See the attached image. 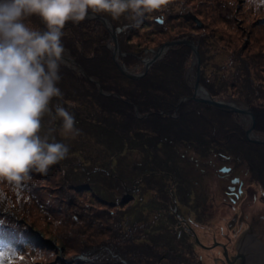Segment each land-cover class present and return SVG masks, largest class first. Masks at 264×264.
I'll return each mask as SVG.
<instances>
[{
  "label": "rangeland",
  "instance_id": "rangeland-1",
  "mask_svg": "<svg viewBox=\"0 0 264 264\" xmlns=\"http://www.w3.org/2000/svg\"><path fill=\"white\" fill-rule=\"evenodd\" d=\"M188 11L195 13L204 26L198 27L191 19H184L183 14ZM97 13L113 21L117 28L123 53L120 61L129 70L141 72L143 63L133 65L137 57L128 54V44L124 40L126 34L131 33L129 14L113 18L110 13ZM145 19L148 22L137 27L130 39L135 49H154L174 38L193 40L199 46L200 84L216 98L240 99L248 103L255 118V132L252 134L257 133L258 138L264 139V0H168ZM158 19H162V23ZM25 23L29 27L44 29L37 16L27 18ZM119 23L123 26L119 27ZM119 29L125 30L124 35ZM63 31L61 42L65 51L84 66L86 73V69L92 72L87 73L88 76L98 78L100 83L102 78L116 90L129 85L124 75L117 72L119 68L108 47L109 42L112 44L110 32L101 21L85 18L75 24L69 22ZM100 35L106 37L100 41L105 42L107 48L99 51L97 58H87L92 55L91 40H98ZM82 40L88 44L87 48H82ZM145 50L141 58L145 56ZM190 50L184 79L189 94H192L196 64ZM191 60L193 76L189 74ZM94 63L99 65L94 68ZM60 75L57 86L63 95L50 101L52 112L42 116L39 134L66 144L69 148L67 157L50 166L46 174L31 171L30 179L22 181L19 188L0 179L1 239L19 251L27 248L16 254L22 259H16L14 264H73V258L87 262L97 260L104 264L106 255L101 259L92 257L87 251L93 250L99 255L100 251L95 250L105 249L107 244L112 245L115 254L123 252L137 264H149L150 260L153 264H176L186 259L194 263L199 253L203 255V264H211L216 253L201 252L197 246H194L197 253L193 252L188 242L187 224L205 234L210 242L228 238L230 230L235 233L231 237L235 241L237 233L250 221H255V230H261V225L264 226V143L247 138L245 131L248 128L242 122L246 115L211 110L199 104L194 113L208 122L199 126L197 138L213 131L211 123L214 124L218 130L212 148L199 150L201 146L195 148L185 142L159 140L155 133L151 138L145 134H133L130 141L117 128H104L102 126L106 124L98 123L104 113L109 114L101 111L99 100L90 99L89 94L100 93L99 87L79 71L76 63L72 65L63 60ZM76 96L80 102L65 98ZM80 96L86 97V104L81 103ZM57 104L75 115L78 134L65 132L61 119L52 118ZM80 104L83 106H78ZM191 107L193 105H187L184 112L190 111ZM177 112L172 115L177 117ZM135 114L146 118L140 111ZM123 141L126 143L124 147ZM218 149L231 156L220 155ZM227 163L234 166V174L245 180L249 190L254 189L258 196L254 201L246 198L247 201H239L232 207L226 199L229 177H225L220 167ZM134 179H138L140 191L132 186ZM73 186H85L91 190L79 192ZM126 195H133V200L121 204ZM240 214L246 219L242 226L234 222ZM178 232L181 233L179 240L176 239ZM27 237H33V240H27ZM40 243L44 247H40ZM134 243L142 247L135 248ZM147 244L155 248L154 255L147 254ZM117 248L120 250L116 252ZM161 255L164 256L160 259ZM115 257L111 258V264L115 259L125 261Z\"/></svg>",
  "mask_w": 264,
  "mask_h": 264
},
{
  "label": "clouds",
  "instance_id": "clouds-1",
  "mask_svg": "<svg viewBox=\"0 0 264 264\" xmlns=\"http://www.w3.org/2000/svg\"><path fill=\"white\" fill-rule=\"evenodd\" d=\"M168 0H0V179L17 188L35 171L46 174L64 160L69 148L54 137L41 136V118L51 114L50 101L61 98L57 86L65 48V25L83 21L89 13H128L132 26ZM40 18L44 29L25 20ZM71 104V102H69ZM65 132L78 134L75 115L55 106ZM125 264V263H124Z\"/></svg>",
  "mask_w": 264,
  "mask_h": 264
},
{
  "label": "trees",
  "instance_id": "trees-1",
  "mask_svg": "<svg viewBox=\"0 0 264 264\" xmlns=\"http://www.w3.org/2000/svg\"><path fill=\"white\" fill-rule=\"evenodd\" d=\"M149 14V13H148ZM146 14V15H148ZM145 15V16H146ZM156 20V19H155ZM160 23V20H157ZM145 22H148L145 17L143 19V22L140 23L138 26H132V22L129 24L128 29L131 31L130 34H126L124 40H126V44H128V54L132 57H137L136 62H134L133 65L140 63L142 53L145 49L136 50L135 45L133 42H130L131 37H133L134 33H136L137 27H142ZM142 24V25H141ZM123 26V23H119V27ZM109 31V30H108ZM125 32L122 31L120 34L122 35ZM119 34V35H120ZM124 35V34H123ZM184 37V36H183ZM105 36H99L98 40H91L92 45V55L87 58H97L100 55L99 51L105 50L107 47L105 46V42L100 40H105ZM175 39V38H174ZM79 41L76 39V42ZM122 41V39H121ZM82 48H87L88 44L85 45L84 41H80ZM146 48V47H145ZM191 48L186 45H178L171 49L167 54L163 57V59L157 61L154 63L149 71L146 73L145 76H143L141 79H130L126 77L124 74H121V72L118 69L117 72L120 74V76H123L130 82L128 86H123L121 88H111L106 82H104L101 78V83L104 89H108L109 92H112L114 94H117L118 96H112V95H104L101 93L97 94H89L87 92V89L83 87L86 94L91 95L90 99L93 100H99V105L102 108V112H108L109 115H106L104 113V117L100 119L98 122L99 124L103 125L102 127H113L117 128V130H120L124 135H126V139L130 140L133 137V134H145L144 136H147L148 138H151L150 136L154 135L152 133H155V136L159 138V140H172L173 142H179L183 143L185 142L187 144H192L195 148H198L199 146L201 150L202 147L206 148H212L215 143L214 135L217 134V127L214 126V124L211 123L214 130L210 132H206L202 134V138H197L198 128L199 126L204 125L208 122L207 119L205 121H202L195 113V108L202 104L206 106V108H209L211 110L215 109L209 105H205V103H199L194 100H187L182 103V105L179 108V113L176 111L177 105L180 101V99L183 96H190L189 94V86L187 85L185 79H184V73L186 70V66L188 63V60L191 55ZM192 58V56H191ZM95 64V63H94ZM96 65H93L94 68ZM116 65V64H115ZM129 65V64H128ZM84 67V66H83ZM86 69V68H85ZM88 74H92L89 70H87ZM94 75V74H93ZM102 77V76H100ZM203 79V78H202ZM89 81V80H88ZM91 82V81H90ZM204 82V81H203ZM139 85V86H138ZM206 85V83H205ZM118 93H117V92ZM81 95V94H79ZM120 96V97H119ZM67 100H72L74 102H80L79 98L76 96L75 98H69L65 97ZM81 98V96H80ZM86 101V97L81 98V103H84ZM188 102V103H187ZM90 103L94 107L95 104H93L91 101ZM82 104L78 106H83ZM139 108V111L142 112L144 115L148 114V117L146 118H139L135 114V110H131L132 107ZM187 105H193L191 107L190 111L184 112V109H186ZM80 107V108H81ZM128 108V109H126ZM174 112L178 113V116L175 117L172 114ZM191 112V113H190ZM102 121V122H101ZM142 136V135H141ZM123 147L126 145V143H122ZM198 146V147H197ZM122 147V148H123ZM121 152V151H120ZM164 164V163H163ZM162 165V163H160ZM111 171V170H110ZM138 179H134L133 184H137ZM76 191L81 192L82 190H90L89 187H74ZM97 197L98 195L95 194ZM101 199V202H104L102 197L98 196ZM107 203L108 202L106 200ZM124 202H127V200H121V204ZM106 203V204H107ZM105 204V205H106ZM5 226H7L5 224ZM6 229V228H5ZM32 235V234H31ZM1 239V236H0ZM27 240H33V237H27ZM40 247H44V244L40 243ZM135 248L142 247L141 245L135 244L133 245ZM145 247V246H144ZM105 248V247H104ZM148 249V255H154V247L147 245L145 247ZM27 248L23 247L19 252L25 251ZM120 249H116L115 251H119ZM84 251V250H82ZM100 251L96 255L93 250L87 251L89 255L92 257L99 256L101 259L106 255L104 264H111V258H114L115 255L117 257H120V259L125 260L128 264H137L135 263V260L131 261L130 259L125 256V254L122 252L121 255H117L112 251V245L107 244L105 249L101 250H95ZM81 252V251H80ZM16 253V254H17ZM79 253V252H77ZM109 253L111 254L109 256ZM81 254V253H80ZM123 254V255H122ZM78 255V254H77ZM104 255V256H103ZM114 256V257H113ZM116 258V257H115ZM135 258V256H133ZM114 260V259H113ZM114 260L112 264H123V261H120L119 259ZM64 261V260H62ZM71 262V261H70ZM76 262V263H74ZM70 264V263H69ZM73 264H103V262L100 261H81L80 259H74L73 258Z\"/></svg>",
  "mask_w": 264,
  "mask_h": 264
},
{
  "label": "flooded vegetation",
  "instance_id": "flooded-vegetation-1",
  "mask_svg": "<svg viewBox=\"0 0 264 264\" xmlns=\"http://www.w3.org/2000/svg\"><path fill=\"white\" fill-rule=\"evenodd\" d=\"M248 104V103H247ZM253 112V111H252ZM254 114V112H253ZM255 132V131H254ZM246 134V131H245ZM264 138V137H263ZM223 142H219L218 144H222ZM218 153L222 156L229 157L231 155L223 152L224 150L219 151ZM226 153V154H225ZM220 171L224 173L225 177H229V183L227 185V190L225 191L226 199L230 201L231 206L235 207L239 201H244L246 198L256 199L258 196L254 192V189H248L245 183V180L234 174V166L230 163L223 164L220 167ZM264 185V183H263ZM264 187V186H263ZM257 196V197H256ZM247 201V200H246ZM245 201V202H246ZM246 219L243 215L236 216L234 222L238 225L242 226L245 223ZM186 229L187 236L189 238L188 242L191 244L193 248L192 251L196 252V246L201 249V252H215L213 259H211V264H264V260H258V257H264V241L261 237V233L264 232V226L261 225V230H255L256 224L255 221H250V224H247V228L241 229L239 233H237L235 241L231 240L233 236L232 230H230V236L225 239H221L219 241L212 240L210 242L209 239L205 238V234L198 233L193 227L189 224ZM238 231V230H237ZM179 232L182 233V230ZM176 234V239L181 238V233ZM203 237V240L201 236ZM264 235V233H263ZM210 242V243H208ZM149 245V244H147ZM153 246V245H149ZM195 246V247H194ZM219 248V250H217ZM203 249V250H202ZM235 251V252H233ZM188 252V251H185ZM225 253L229 255L228 259L225 258ZM218 254V255H217ZM194 263H190L189 259L178 261L176 264H203L205 263L203 259V255L201 253L198 254ZM217 255V256H216ZM164 255L160 256V259L163 258ZM169 257V255H168ZM200 257V258H199ZM170 260V257L168 258ZM157 259L155 260V262ZM151 263V260L149 262ZM156 264V263H155ZM166 264V263H163Z\"/></svg>",
  "mask_w": 264,
  "mask_h": 264
},
{
  "label": "water",
  "instance_id": "water-1",
  "mask_svg": "<svg viewBox=\"0 0 264 264\" xmlns=\"http://www.w3.org/2000/svg\"><path fill=\"white\" fill-rule=\"evenodd\" d=\"M85 18H93V19H98L99 21L102 22V24L104 26H106V28H108L109 32H110V36H111V41H112V45L114 48L111 47V43L108 45L109 49L112 50V57L117 65V67L119 68V70L126 76L133 78V79H137V78H141L143 77L151 68V66L157 62L159 59L163 58L171 49H173L174 47L178 46V45H187L192 49V58H194V65L195 66V82L193 83V92L190 96H183L176 108V111L180 108V106L182 105L183 102L187 101V100H194L196 102L199 103H205L215 109L221 110V111H226V112H232V113H237V114H244V115H249L251 117L252 124L249 126V128L246 130V134H247V138L250 141L256 142V143H264V139H260V138H254L252 137V133L253 128L255 127V118H254V114L252 112V110L249 108V105L240 100V99H233V98H229L227 100L225 99H219L214 97L213 95H211V93L204 88L201 84H200V53H199V46L197 43H195L193 40L188 39V38H177L174 40H170V41H166L165 43L161 44L159 47L154 48V49H147L145 50V54L147 53H151L153 56L151 57V59H149L148 61L145 62V59L140 60V62H145V68L142 72L140 73H136L134 71L129 70L126 65L120 61L119 57L123 56V53L121 52V48L119 45V39H118V31L117 28L114 26V22L111 21L110 19L104 17L103 15L97 13V12H93L91 9H89V13ZM183 18L184 19H191L192 21H194L196 23V25L198 27H203L204 23L201 21V19L192 11H188L186 13L183 14ZM160 23H162V19H159ZM119 31L122 32V29H119ZM63 60H71L73 63H76V65L78 66L79 71H81V73L87 77V79H89L90 81H93L95 83H97L98 87H99V92L104 94V95H114V93L111 92H105L103 90V87L99 81L98 78H93L87 75V73L85 72V70L83 69V67L81 65H79L77 62L74 61V59H69L66 57H63ZM194 69V68H193ZM199 89H204L207 92V95H201L199 93ZM120 97V96H119ZM136 113H139V109L138 107H136L135 109ZM148 114H145L144 117H147ZM229 255L225 253V258L226 260L228 259ZM258 260H264V257H258ZM264 263V262H263Z\"/></svg>",
  "mask_w": 264,
  "mask_h": 264
},
{
  "label": "snow or ice",
  "instance_id": "snow-or-ice-1",
  "mask_svg": "<svg viewBox=\"0 0 264 264\" xmlns=\"http://www.w3.org/2000/svg\"><path fill=\"white\" fill-rule=\"evenodd\" d=\"M0 245L3 246L0 247V264H14L16 259H22V257L16 255L19 249L11 246L10 242L0 239Z\"/></svg>",
  "mask_w": 264,
  "mask_h": 264
},
{
  "label": "bare ground",
  "instance_id": "bare-ground-1",
  "mask_svg": "<svg viewBox=\"0 0 264 264\" xmlns=\"http://www.w3.org/2000/svg\"><path fill=\"white\" fill-rule=\"evenodd\" d=\"M111 47L112 48H114L113 47V45L111 44ZM153 55L151 54V53H147V54H145V56H143L142 58L143 59H145V62L146 61H148L149 59H151V57H152ZM63 57H66V58H69V59H73V57L71 56V55H69L68 53H67V51H65L64 52V54H63ZM64 59V58H63ZM66 60V59H65ZM66 61H68L69 63H71L72 65H73V62L71 61V60H66ZM145 62H140V63H143V66H142V68H141V72L144 70V68H145ZM193 68H194V65H193V62H192V60H191V66L189 67V69H190V71H189V74L190 75H194V71H193ZM140 73V72H139ZM193 82H194V79H193ZM199 93L201 94V95H207V92H206V90H204V89H199ZM252 121L253 120H251L250 118H249V116L248 115H246V116H243V119H242V122L244 123V126L246 127V128H249V126L252 124ZM255 134V135H254ZM254 134H252L251 136L252 137H260V135L259 134H257V133H254Z\"/></svg>",
  "mask_w": 264,
  "mask_h": 264
},
{
  "label": "crops",
  "instance_id": "crops-1",
  "mask_svg": "<svg viewBox=\"0 0 264 264\" xmlns=\"http://www.w3.org/2000/svg\"><path fill=\"white\" fill-rule=\"evenodd\" d=\"M132 186H134V188L136 189V191H140L138 184H133ZM133 188V187H132ZM91 190V188H89ZM127 200V202L129 200H133V195H126L125 197L122 198V200Z\"/></svg>",
  "mask_w": 264,
  "mask_h": 264
},
{
  "label": "built area",
  "instance_id": "built-area-1",
  "mask_svg": "<svg viewBox=\"0 0 264 264\" xmlns=\"http://www.w3.org/2000/svg\"><path fill=\"white\" fill-rule=\"evenodd\" d=\"M81 259H82V258H81ZM123 262H124L125 264H127L126 261H123Z\"/></svg>",
  "mask_w": 264,
  "mask_h": 264
}]
</instances>
